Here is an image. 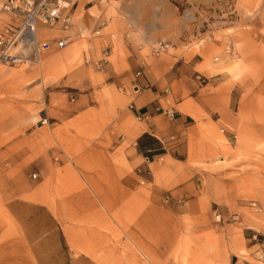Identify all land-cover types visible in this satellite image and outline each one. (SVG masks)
<instances>
[{
	"label": "rangeland",
	"instance_id": "obj_1",
	"mask_svg": "<svg viewBox=\"0 0 264 264\" xmlns=\"http://www.w3.org/2000/svg\"><path fill=\"white\" fill-rule=\"evenodd\" d=\"M80 3L74 20L87 39L39 64L0 65V185L30 188L65 213L66 224L106 232L124 264H264V117L253 92L264 76V0ZM160 41L170 54L207 51L209 64L220 62L217 71L251 101L239 110L250 123L237 136L225 124L207 127L187 161H160L152 182L135 185L131 141L120 142L131 122L121 120V92L105 85L104 71L109 63L116 73L124 69L132 46L151 60ZM106 49L109 62L100 67ZM84 80L90 86H80ZM98 235L86 238L97 242Z\"/></svg>",
	"mask_w": 264,
	"mask_h": 264
},
{
	"label": "crops",
	"instance_id": "obj_2",
	"mask_svg": "<svg viewBox=\"0 0 264 264\" xmlns=\"http://www.w3.org/2000/svg\"><path fill=\"white\" fill-rule=\"evenodd\" d=\"M75 5L74 16L80 0ZM141 50L140 45L132 46L127 66L120 72L116 73L110 63L104 71L105 85L121 92L122 108H118L121 120L131 122L129 134L120 142L131 141L126 157L132 167L128 179L135 185L152 182L160 161L169 164L187 161L191 145L204 140L202 134L207 127L225 124L227 131L233 129L237 136L240 126L250 123L241 121L239 110L251 103L245 89L239 90L241 85L230 81V74L217 71L222 67L220 62H207L204 56L207 51L190 55L187 50L173 55L167 49L146 60ZM79 74L74 72V82ZM84 85L90 86V81L84 80L80 86ZM253 92L260 99L259 114L264 117V76ZM67 220L70 219L65 213L51 208L32 189L3 182L0 264H124L119 250L108 244L106 232L82 230L66 224ZM94 232L99 233L97 242L86 238Z\"/></svg>",
	"mask_w": 264,
	"mask_h": 264
},
{
	"label": "built area",
	"instance_id": "obj_3",
	"mask_svg": "<svg viewBox=\"0 0 264 264\" xmlns=\"http://www.w3.org/2000/svg\"><path fill=\"white\" fill-rule=\"evenodd\" d=\"M76 3L77 0H0V65L38 64L45 54L65 49L76 38L87 37L85 27L74 20ZM104 25L101 22L94 33L101 35ZM125 36L129 38L130 33L126 32ZM167 48L168 43L160 41L152 51L158 55ZM103 55L98 61L100 67L108 63L109 51L104 50ZM40 121L44 125L48 118ZM33 178H37V173ZM251 206L255 212L262 210L257 202ZM220 218L217 214L216 219Z\"/></svg>",
	"mask_w": 264,
	"mask_h": 264
},
{
	"label": "bare ground",
	"instance_id": "obj_4",
	"mask_svg": "<svg viewBox=\"0 0 264 264\" xmlns=\"http://www.w3.org/2000/svg\"><path fill=\"white\" fill-rule=\"evenodd\" d=\"M55 32H57V31H55ZM94 35H96V34L94 33ZM90 36H91V35H90ZM96 36H99V35H96ZM79 38H81V39H87V38H88V34H87V37H79ZM76 39H77V38H76ZM71 44H72V43H71ZM71 44H70V45H71ZM70 45H69V46H70ZM69 46H68V47H69ZM66 48H67V47H66ZM167 49H168V48H167ZM152 50H153V47H152ZM152 53H153V51H152ZM162 53H163V52H162ZM162 53H161V54H162ZM153 54H154V53H153ZM154 55H156V54H154ZM108 62H109V60H108ZM26 64H27V63H26ZM38 64H39V63H38ZM23 65H25V64H22V65H20V66H23ZM28 65H30V64H28Z\"/></svg>",
	"mask_w": 264,
	"mask_h": 264
}]
</instances>
